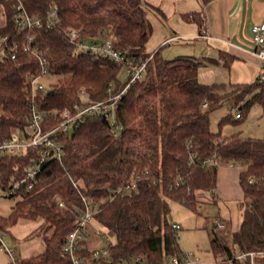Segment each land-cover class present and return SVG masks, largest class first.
Segmentation results:
<instances>
[{
    "label": "trees",
    "instance_id": "obj_1",
    "mask_svg": "<svg viewBox=\"0 0 264 264\" xmlns=\"http://www.w3.org/2000/svg\"><path fill=\"white\" fill-rule=\"evenodd\" d=\"M23 3L29 14L42 19L56 7L60 22L50 29L19 32L15 5L0 0L6 17L0 35L18 43L33 36L32 48L43 52L51 74L58 76L60 82L33 93L28 81L39 72L37 58L21 50L16 60H1L0 142L10 139L13 130L26 128L32 100L44 113V131H49L60 124L65 109L87 104L82 89L89 100L97 102L125 88L127 81L119 80L124 66L75 52L68 29L78 30L84 41L112 37L116 49L130 61L151 60L144 78L131 85L115 110L113 123L119 129L118 136L105 115L90 116L70 133L62 134L63 159L47 161L32 189L24 186L12 195L19 196V200L8 217L0 216V235L21 218H42L46 250L21 262L12 260L11 264H70L62 257V249L86 208L84 198L100 204L95 223L116 238L109 246L114 264H132L138 256L151 264H170L175 256L182 258L185 253L179 246L178 232L168 219V200L195 209L198 203L205 202V196L200 194L217 198L218 169L228 164L242 168V222L236 231L222 236L213 230L215 262L210 264H243L235 258L236 249L255 252L258 260L264 261V139L238 133L223 137L212 131L210 118L214 110L229 102L242 114L236 121L243 119L254 104H264V77L250 84H203L199 81L201 61L184 56L166 59L161 55L162 48L148 53L147 44L153 33L148 14L156 10L149 0ZM185 18L201 28L205 26L201 12H190ZM223 58L229 67L231 59ZM40 156L39 147L1 155L0 187L7 193L11 191ZM209 158L212 161L204 165L202 161ZM135 171L140 176L138 188L111 201L113 190L130 181Z\"/></svg>",
    "mask_w": 264,
    "mask_h": 264
},
{
    "label": "rangeland",
    "instance_id": "obj_2",
    "mask_svg": "<svg viewBox=\"0 0 264 264\" xmlns=\"http://www.w3.org/2000/svg\"><path fill=\"white\" fill-rule=\"evenodd\" d=\"M149 1L156 7V10L148 14V20L153 26V33L147 44L148 53H154L162 48L161 55L166 59L184 56L201 61L203 64L199 69V81L203 84H250L259 77H264V69L259 68L258 63L234 60L229 67L226 66L224 58L220 55L221 49L224 48L215 41L217 38L198 39L200 36L198 24L185 18L190 11L201 12L206 18L205 27L208 26L211 18L217 26V31L225 34L226 31L223 29H226L227 22H222L220 14L222 10L228 13V9L231 8L229 5L237 0ZM245 2L248 3L250 16L255 13L256 17L264 18V0H241L242 8L236 14V19H239L241 24L245 16ZM5 22L4 9L0 5V27ZM223 23L224 28L221 27ZM119 80L122 83L127 81L125 67L120 72ZM59 82L58 76L46 79L49 87ZM233 105L229 102L211 113L212 131L221 133L223 137L238 133L246 138L264 139V104H254L239 121H236L235 114L231 110ZM230 115H232L231 119L224 121ZM240 171L239 165L220 166L216 188L217 198H212L211 194H200L201 197L205 196V202L198 203L195 209L178 201L168 200L170 205L168 219L170 223L181 226L178 232V243L181 250L185 254L192 253L201 263L215 262L211 244L213 230L215 229L216 233L222 236L236 231L242 222L241 209L244 195L239 185ZM18 200L19 196L10 197L7 191L0 187V216L8 217ZM215 220L223 221L225 228L216 229ZM44 226L45 222L42 218L34 220L21 218L8 231L3 232L0 235L3 240V244H0V264H11L12 260L21 262L44 253L46 250L45 234L42 232ZM94 226L91 231L96 229L106 236L99 239L92 238L88 242L90 249L104 248L108 243L116 242L110 230L100 224L94 223ZM90 234H95V232ZM11 251L15 254L13 255ZM236 255H240L239 249H236Z\"/></svg>",
    "mask_w": 264,
    "mask_h": 264
},
{
    "label": "built area",
    "instance_id": "obj_3",
    "mask_svg": "<svg viewBox=\"0 0 264 264\" xmlns=\"http://www.w3.org/2000/svg\"><path fill=\"white\" fill-rule=\"evenodd\" d=\"M15 5V21L17 24V30L19 32L36 31L44 28H52L60 22L57 8H53L45 19L33 16L26 10L23 0H8ZM201 37L209 38L208 34L201 28ZM69 42L74 46V50L77 53H88L96 56L100 59H107L117 62L125 67L127 84L125 88L118 94L111 96L104 101L93 102L89 100L86 91H82L81 95L85 98L87 104H76L73 109H65L61 115L60 124L52 130L44 131L45 117L36 100H32L30 103V115L28 125L25 129L13 130L10 139L0 142V156L1 155H16L21 151H27L31 147L40 148L39 161L31 166L26 176L20 181L16 182L11 191L8 192L10 196L18 193L26 186L28 189H32L38 180V176L41 173L45 163L52 158L62 160L64 156L62 134L70 133L72 129H75L90 116L96 114L105 115L115 126V135L118 136L119 129L114 119L115 110L119 107L120 101L123 95L131 87V85L144 78L145 72L149 61L148 59L143 62H133L127 59L122 51L117 50L112 37H107L99 40L84 41L81 35L76 29H68ZM253 43L257 56L264 63V18L262 22L253 27ZM34 42L33 36H26L25 41L22 43L12 42L9 36L0 35V61L6 58L16 60L18 54L23 50L26 53H32L38 60L39 72L30 76L28 87L33 93L43 92L49 89L46 79L51 76V70L49 67L48 59L37 48L33 49L31 44ZM113 87H110V91ZM237 119L241 118L242 114L238 107L233 106L231 108ZM192 162H194L195 156H192ZM212 160L202 161L204 165H207ZM148 171L145 172L147 174ZM140 176L134 172V176L130 181L123 182L115 190H113L110 200H114L117 196L123 195L126 192L133 191L138 188L137 183ZM182 178L177 180V185L180 186ZM183 182V181H182ZM86 208L82 212L77 222L75 229L68 234L65 244L62 249V257L65 258L70 264H114L113 258L109 246L112 243H108L104 248L90 249L88 242L92 238H102L106 235L99 230L91 229L95 223V216L101 211L100 204L94 202L92 199H85ZM63 202L60 206H63ZM214 225L216 229L225 228V223L220 220H215ZM174 229L179 232L181 226L179 224H173ZM95 232V234H90ZM1 244L3 240L0 237ZM2 248V247H1ZM14 255L15 253L11 251ZM243 264H264V261L259 262L258 254L255 252H240V255L235 257ZM200 260L192 253L185 254L182 258L175 256L170 264H198ZM116 264H126L124 262H118ZM132 264H151L141 256L134 259Z\"/></svg>",
    "mask_w": 264,
    "mask_h": 264
},
{
    "label": "crops",
    "instance_id": "obj_4",
    "mask_svg": "<svg viewBox=\"0 0 264 264\" xmlns=\"http://www.w3.org/2000/svg\"><path fill=\"white\" fill-rule=\"evenodd\" d=\"M245 5H246L244 9L245 16H244L242 24L239 19H236V14L242 8L241 0H237L236 2L233 1L229 5L231 8L228 9V13H225V11L222 10L220 14V18L222 22H227L226 29H223V31H226V33L225 34L219 33L217 31L216 24L213 23L212 21L213 19L211 20L210 18L208 26L202 27L208 34L209 38H203L199 36L198 39L208 40L210 38H213V39L217 38L215 41H217V43H219L224 48V49H221V52H220V55L222 58L228 57L229 59H231L230 60L231 62H233L234 60L239 61V62L251 61L254 63H258L259 68L261 67L263 68L264 63L257 56L255 45L252 40L253 39V27L259 24L260 22H262L263 18L261 16L256 17L255 13L254 15L250 16L249 10H248L249 8L248 3L245 2ZM190 12H193V11H190ZM205 21H206V18H205ZM221 27L224 28V23L221 25ZM198 28H199V35H201L202 33V31L200 30L201 27L198 26ZM216 33H218L219 35H215ZM166 43H168V41ZM241 171H242V168H241ZM239 176H240V173H239Z\"/></svg>",
    "mask_w": 264,
    "mask_h": 264
},
{
    "label": "water",
    "instance_id": "obj_5",
    "mask_svg": "<svg viewBox=\"0 0 264 264\" xmlns=\"http://www.w3.org/2000/svg\"><path fill=\"white\" fill-rule=\"evenodd\" d=\"M50 93H52V92H50Z\"/></svg>",
    "mask_w": 264,
    "mask_h": 264
}]
</instances>
